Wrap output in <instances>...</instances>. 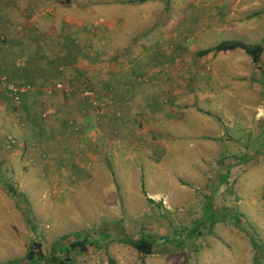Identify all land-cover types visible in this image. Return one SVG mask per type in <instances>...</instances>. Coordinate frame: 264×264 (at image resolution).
<instances>
[{
  "label": "rangeland",
  "instance_id": "rangeland-1",
  "mask_svg": "<svg viewBox=\"0 0 264 264\" xmlns=\"http://www.w3.org/2000/svg\"><path fill=\"white\" fill-rule=\"evenodd\" d=\"M199 3L212 6L214 2ZM162 31L142 32L147 33L142 41H152L147 51L162 44L158 41ZM192 37L186 45L199 50L208 47L210 39V46L251 41L235 28L206 29L203 37ZM130 47L136 48V44ZM221 64L215 62L212 68L218 69ZM65 78H56L53 86L44 90L51 102L62 93L76 103L89 101L94 115H106L98 92L84 80L77 83ZM259 84L264 87V75ZM58 85L64 89H57ZM25 86H29V93L38 91L36 85ZM214 87L219 97L214 95L206 104L213 116H205L203 122H191L185 130L183 125L176 127L164 119L153 130L156 136L148 137L149 131L147 137H140L145 141L131 140L138 146L137 154L124 156L121 166L104 151L109 164L105 166V161H98L102 153L95 151L94 160L86 159L82 164L90 177L86 187L72 186L74 160L58 142L63 131L55 128L53 132V125L46 126L61 113L56 104L41 112L45 125L36 118L37 133L42 137L39 141H45V136L49 139L45 147L38 144L39 158L33 161L23 156L25 149L18 146L26 142L32 150L35 125L12 111L13 124H8V131L14 142L9 150L13 157L3 156L7 153L0 150V264H29L26 255L34 242L43 245L45 259L39 264H50L52 255L69 258L74 264H145L143 257L118 240L124 237V241H130L135 236L152 239L161 253L148 258L146 264H264V106L263 114L256 108L264 103V90L253 95V102L243 97L240 88L235 92L232 86L223 94L220 87ZM0 90L12 98L1 83ZM86 92L94 94L88 97ZM19 103L13 99L10 106L15 109ZM69 112L61 114L76 116L75 110ZM183 114H178L180 120L189 116ZM125 118L123 110L113 111L114 135L126 132L127 127L118 128V120H128L126 124L134 120ZM207 137L215 139L209 141ZM86 144L92 148L94 140ZM64 170L67 173L63 174ZM148 196L158 197L151 203ZM85 239L94 243L86 253L71 248V243Z\"/></svg>",
  "mask_w": 264,
  "mask_h": 264
},
{
  "label": "crops",
  "instance_id": "crops-1",
  "mask_svg": "<svg viewBox=\"0 0 264 264\" xmlns=\"http://www.w3.org/2000/svg\"><path fill=\"white\" fill-rule=\"evenodd\" d=\"M200 1L0 0V69L3 70L0 72L10 84L38 86L36 93L21 95L15 109L10 106L13 98L3 95L0 90V150L7 153L2 155L13 157L9 150L14 142L8 131V124H13L12 111L35 125L32 150H28L23 141L24 146H18L19 149L24 147L22 155L33 161L39 158L36 155L39 153L38 144L45 147L44 143L49 139L45 136L43 143L39 141L42 137L37 133L36 118L42 121L41 112L54 103L61 113L75 110V117H65L58 112L56 120L52 118L46 126L53 125V132L55 128L63 131L58 142L65 146L74 160L73 171L70 169L74 177L72 186L86 187L90 177L82 164L86 159L94 160L97 156L95 151L102 153L98 161H105V166L109 164L103 157L104 151L112 154V161L116 160L115 164L121 166L124 156L137 154L138 146L131 140L141 141L140 137L143 134L147 137L149 131L148 137L156 136L153 130L164 119L176 127L183 125L186 130L189 123H201L205 116L212 117L206 104L215 96L219 97L214 86L220 87L219 92L223 94L232 86L235 92L240 88L245 99L256 101L253 95L264 90L259 84L260 77L264 75V0H213L212 6L201 5ZM227 28L243 31L251 40L228 42L262 47L258 63L255 64L253 58L241 49L216 52L217 45L210 46L212 39L202 50L190 49L186 45L191 36L194 38L198 34L203 37L206 29L218 31ZM145 30H163L158 40L162 44L147 51L152 41H142L146 38L147 33H142ZM132 44H136V48L130 47ZM231 53L237 54L231 57ZM219 61L221 67L213 69L214 63ZM59 77L72 78L77 83L79 79L84 80L89 88L99 93V103L106 108V115L96 116L89 101L76 103L62 93L58 100L54 97L55 101L51 102L44 95V90L53 86ZM5 100L7 104L4 105ZM263 106L264 103L256 106L258 112L262 113ZM140 107L144 111H140L143 110ZM118 110H123L127 119L134 118L133 124H126L128 120H118V128L122 125L127 127L123 135H114L112 130L111 116ZM179 113L180 116L189 113V116L180 120ZM90 140H94L92 148L86 144ZM145 140L143 138L142 141ZM124 142L128 145H123ZM201 154L204 155L203 152ZM98 171L101 170L98 168ZM157 197L148 196L147 199L152 203ZM124 239L118 240L123 243ZM138 239L135 236L132 240ZM112 242L109 236V243ZM133 251L138 257H143L145 264L148 258H156L160 253L156 243L151 256Z\"/></svg>",
  "mask_w": 264,
  "mask_h": 264
},
{
  "label": "trees",
  "instance_id": "trees-1",
  "mask_svg": "<svg viewBox=\"0 0 264 264\" xmlns=\"http://www.w3.org/2000/svg\"><path fill=\"white\" fill-rule=\"evenodd\" d=\"M237 49L244 50L248 55L253 58L254 63H258L259 57L263 51L261 46H248L239 42H225L215 48L216 52L235 51ZM13 188L11 192H13ZM150 201V200H148ZM124 244L134 249L138 254L143 256H151L154 254L155 241L148 237H140L138 240L124 241ZM93 242L89 240L77 241L71 243L73 250H78L80 253H86L90 246H93ZM45 254L43 252V245L41 242H34L26 255V260L29 264H39L38 261H43ZM5 264H14L13 262ZM17 264V263H16ZM19 264V263H18ZM50 264H74L69 258L58 259L55 255H52Z\"/></svg>",
  "mask_w": 264,
  "mask_h": 264
},
{
  "label": "built area",
  "instance_id": "built-area-1",
  "mask_svg": "<svg viewBox=\"0 0 264 264\" xmlns=\"http://www.w3.org/2000/svg\"><path fill=\"white\" fill-rule=\"evenodd\" d=\"M0 83L1 85L6 89V92H8L11 97L16 101V102H20V97L21 95L25 94L26 92H29L30 89L29 86L28 87H20V86H16L13 84H10L5 77L2 76L1 72H0ZM57 89L61 90L64 89V87L61 86H57ZM94 93H90V92H86L85 96L91 97Z\"/></svg>",
  "mask_w": 264,
  "mask_h": 264
}]
</instances>
